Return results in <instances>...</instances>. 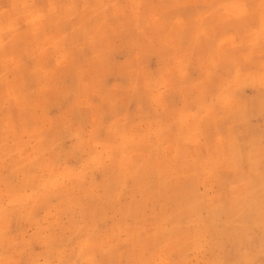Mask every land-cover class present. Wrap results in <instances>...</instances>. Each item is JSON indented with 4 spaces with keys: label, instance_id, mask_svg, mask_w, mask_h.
I'll return each mask as SVG.
<instances>
[{
    "label": "rangeland",
    "instance_id": "374dc122",
    "mask_svg": "<svg viewBox=\"0 0 264 264\" xmlns=\"http://www.w3.org/2000/svg\"><path fill=\"white\" fill-rule=\"evenodd\" d=\"M0 264H264L261 0H0Z\"/></svg>",
    "mask_w": 264,
    "mask_h": 264
},
{
    "label": "snow or ice",
    "instance_id": "6c2138e0",
    "mask_svg": "<svg viewBox=\"0 0 264 264\" xmlns=\"http://www.w3.org/2000/svg\"><path fill=\"white\" fill-rule=\"evenodd\" d=\"M261 3L264 4V0H261Z\"/></svg>",
    "mask_w": 264,
    "mask_h": 264
}]
</instances>
